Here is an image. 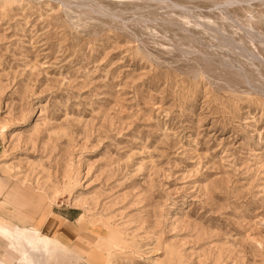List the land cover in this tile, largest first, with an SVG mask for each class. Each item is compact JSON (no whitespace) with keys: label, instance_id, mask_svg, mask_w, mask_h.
<instances>
[{"label":"rangeland","instance_id":"rangeland-1","mask_svg":"<svg viewBox=\"0 0 264 264\" xmlns=\"http://www.w3.org/2000/svg\"><path fill=\"white\" fill-rule=\"evenodd\" d=\"M0 184L40 264H264V0H0Z\"/></svg>","mask_w":264,"mask_h":264},{"label":"bare ground","instance_id":"bare-ground-1","mask_svg":"<svg viewBox=\"0 0 264 264\" xmlns=\"http://www.w3.org/2000/svg\"><path fill=\"white\" fill-rule=\"evenodd\" d=\"M39 232L40 231L37 229L20 228L15 225H10L0 219V236L5 239L12 240V248L21 254V260L19 259L15 262L7 263V260L3 258L1 259L0 264H40L38 261L39 257L37 258L33 253H31V251L35 252V250H41L49 257L55 259L56 255L59 253V248H57L56 245H52L49 239L40 236ZM22 242L26 243L28 249L24 248ZM63 252L66 253V251ZM43 262H45V260ZM56 264H58V262Z\"/></svg>","mask_w":264,"mask_h":264},{"label":"crops","instance_id":"crops-1","mask_svg":"<svg viewBox=\"0 0 264 264\" xmlns=\"http://www.w3.org/2000/svg\"><path fill=\"white\" fill-rule=\"evenodd\" d=\"M0 186H1V184H0ZM5 201H6V200H5ZM0 219L3 220V221H5L6 223H8V224H10V225H15V226H18V227H20V228H28V227H31V226L19 225V224L13 222L11 219H8V218H6V217H4V216H2V215H0ZM47 225H48V224H47ZM47 225H46V227H47ZM46 227H45V228H46Z\"/></svg>","mask_w":264,"mask_h":264}]
</instances>
